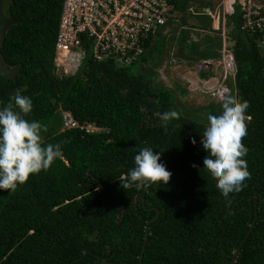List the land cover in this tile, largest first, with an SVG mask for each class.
Wrapping results in <instances>:
<instances>
[{
  "label": "trees",
  "instance_id": "1",
  "mask_svg": "<svg viewBox=\"0 0 264 264\" xmlns=\"http://www.w3.org/2000/svg\"><path fill=\"white\" fill-rule=\"evenodd\" d=\"M63 1H3L4 15L17 25L7 33L0 57L5 67L22 69L15 81L0 78V102L17 91L29 96L33 110L26 119L42 123L45 145L61 143L62 157L15 191H0V264H139L144 245L142 264H231L256 213L235 264H264V33L243 30L237 2L225 13L223 36L206 13L221 0H171L172 17L148 36L134 65L96 61L87 53L79 75L59 76ZM169 27L157 46L155 39ZM224 48L235 73L222 84L249 104L242 143L251 178L230 194V203L203 169L200 135L206 122L179 108L164 79L173 78L165 63L179 62L199 64L198 78L213 79ZM158 51L162 58L152 59ZM229 77L235 90L226 85ZM175 84L187 94L188 83ZM216 91L207 93L208 113L221 109L220 98L212 96ZM172 110L180 119L165 122L157 115ZM64 112L93 130L65 129ZM145 146L163 152L160 162L172 173L170 180L124 189L122 177Z\"/></svg>",
  "mask_w": 264,
  "mask_h": 264
},
{
  "label": "clouds",
  "instance_id": "2",
  "mask_svg": "<svg viewBox=\"0 0 264 264\" xmlns=\"http://www.w3.org/2000/svg\"><path fill=\"white\" fill-rule=\"evenodd\" d=\"M220 101L221 109L206 115L200 144L206 153L203 169L215 179V186L230 203V194L240 192L245 180L251 178L244 159L248 150L242 143L247 135L249 104L230 93L221 95ZM32 110V99L20 91L6 104L0 102V191H15L30 175L47 170L62 157L61 143L45 145L42 123L26 119ZM157 115L165 122L180 119L175 110ZM162 153L150 146L140 148L133 158L134 166L122 177L123 188L141 190L160 183L166 185L172 173L160 162Z\"/></svg>",
  "mask_w": 264,
  "mask_h": 264
},
{
  "label": "built area",
  "instance_id": "3",
  "mask_svg": "<svg viewBox=\"0 0 264 264\" xmlns=\"http://www.w3.org/2000/svg\"><path fill=\"white\" fill-rule=\"evenodd\" d=\"M171 0H64L56 39V66L63 75L70 67L68 59L82 60L87 53L96 61L110 60L121 67L138 62L149 35L165 26L172 17ZM238 3L243 12V30L264 33V0H221L214 11L206 10L215 30L226 33L225 13ZM226 75L235 73L232 55L224 48L221 59ZM204 87L205 83H201ZM216 91L221 97L229 90L224 84ZM67 130L90 132L91 125L81 126L69 112L63 113Z\"/></svg>",
  "mask_w": 264,
  "mask_h": 264
},
{
  "label": "rangeland",
  "instance_id": "4",
  "mask_svg": "<svg viewBox=\"0 0 264 264\" xmlns=\"http://www.w3.org/2000/svg\"><path fill=\"white\" fill-rule=\"evenodd\" d=\"M194 12H199L200 10L197 8L196 5H193L192 2V7H191ZM160 32V31H159ZM168 32H171V28L169 27L167 30H164L162 32V38L160 39L159 37L157 39H155V41H157V43H155L157 46L160 45V43L163 41V39L165 37L168 36ZM157 35H155L156 37ZM89 56H91V53H88ZM86 56V55H85ZM85 56L82 60H77L76 57L73 58V60L68 59L67 62L70 64V67L68 70L66 69V72L72 73L77 75L80 72V69L83 67L84 62H85ZM159 58V60L162 58V54L158 51L157 54L152 56V59L157 60ZM173 64V63H172ZM170 63H165L164 68H169L171 70V76L173 77L172 80L170 79V77L166 74L164 76L165 79V84H166V88L169 89H174L173 94L175 95L176 101L179 104V108H182L184 110H186L187 112H189L188 114H191V116L196 119L198 122H207L204 121L206 119V115L208 113V111L206 112V110L203 108L205 103L209 102V97L210 94H207L208 91H212L213 90H217L220 86L219 83L217 84V82H222L224 83L226 76L225 75V69L224 66H222V64H220V61L212 68V74L213 76H211V80H207V81H203L200 80L198 78V72L201 69V66H199V64H194L192 67H188L186 65V63H175L174 65H172ZM133 71L135 72L136 69H133ZM163 71V70H162ZM160 71V72H162ZM80 74V73H79ZM78 74V75H79ZM179 79L181 81H184L185 83L189 84V89L187 94H180L179 92H181L182 89L178 88L179 86H177L175 84V81ZM229 80L226 81V85L229 86V88L232 90H235L233 84H231L232 79H230V77L228 78ZM179 82V81H178ZM201 83H205L207 85H205L203 87V89L201 90ZM184 86V85H182ZM213 86V87H212ZM214 95H212L213 97H217V95L214 93H212Z\"/></svg>",
  "mask_w": 264,
  "mask_h": 264
},
{
  "label": "water",
  "instance_id": "5",
  "mask_svg": "<svg viewBox=\"0 0 264 264\" xmlns=\"http://www.w3.org/2000/svg\"><path fill=\"white\" fill-rule=\"evenodd\" d=\"M3 1L4 0H0V51L5 43V37L7 35V33L15 26L17 25V22L11 18H8L4 15L3 13ZM21 69H22V65H17L15 67H5L3 65V62H2V59L0 57V78H3L5 80H12V81H15L17 79L18 76L21 75ZM57 73L59 76H63L62 74V71L60 69L57 70ZM257 200V198H256ZM256 220H257V213H256V216H255V220L254 222L252 223L251 227H250V230L247 234V236L244 238V240L242 241V243L240 244L239 248L235 251L233 257H232V262L231 264H235L236 263V258H237V255L239 253V251L241 250L242 246L245 244L247 238L249 237L250 233L253 231L254 229V226H255V223H256ZM149 225V223H148ZM148 225L146 227V235L148 234ZM145 241H146V238H145ZM145 250V245L143 247V251H142V254L140 256V260H139V264H142V255H143V252ZM102 264H114V263H108V262H104Z\"/></svg>",
  "mask_w": 264,
  "mask_h": 264
}]
</instances>
